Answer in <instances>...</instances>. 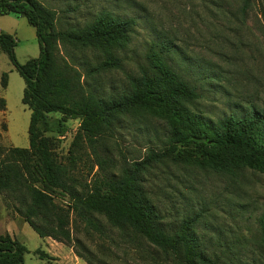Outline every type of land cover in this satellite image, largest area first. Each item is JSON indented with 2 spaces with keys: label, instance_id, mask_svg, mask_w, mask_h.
I'll return each instance as SVG.
<instances>
[{
  "label": "rangeland",
  "instance_id": "1",
  "mask_svg": "<svg viewBox=\"0 0 264 264\" xmlns=\"http://www.w3.org/2000/svg\"><path fill=\"white\" fill-rule=\"evenodd\" d=\"M38 1L55 12L56 30L82 28L103 12L134 19L129 42L110 49L117 60L115 66L101 65L106 53L100 47L74 48L82 46L58 42L59 54L78 69L83 86L102 99L119 97L129 89L132 77L150 74L146 55L151 45L159 47L160 42L170 41L174 49L167 57L168 63L200 95L194 108L213 119L234 112L246 114L251 106L264 112L261 0ZM0 29L16 40L14 55L19 63L39 56L35 29L25 17L0 16ZM69 55L82 57L88 67L75 65ZM2 72L7 74V85L3 89L0 86V97L5 101V110H0V148H25L29 145L30 110L21 102L24 81L0 50ZM78 125L77 119L66 121L67 131L57 136L55 153L66 164L75 158L72 174L81 184L118 174L122 166H130L145 159L150 151L161 152L168 146L165 121L141 109L117 116L111 136L93 145L83 140L72 146ZM140 184L166 231H174L183 219L191 218L198 248L210 259L218 264H264L258 226L264 212V174L251 169L234 174L215 172L184 160L182 155H169L151 162L140 173ZM66 200V196L54 197L58 204ZM94 216L99 230L87 227L70 214L69 228L79 243L72 240L49 247L45 237H39L22 220L12 199L0 193V234L8 233L26 246L22 264H88L75 251L88 255L93 264H177L172 255H165L132 229L112 227L102 215ZM37 248L50 258H38L34 254Z\"/></svg>",
  "mask_w": 264,
  "mask_h": 264
},
{
  "label": "trees",
  "instance_id": "2",
  "mask_svg": "<svg viewBox=\"0 0 264 264\" xmlns=\"http://www.w3.org/2000/svg\"><path fill=\"white\" fill-rule=\"evenodd\" d=\"M261 3L264 7V0ZM9 13L25 17L34 27L40 48L38 57L19 63L14 55L16 40L0 32V50L23 78L21 102L30 110L28 147L0 148V193L12 199L22 220L41 238L79 243L69 228L70 214L87 227L99 230L94 216L98 214L112 227L132 229L165 255H172L177 264H218L199 250L193 219H183L174 231L161 227L158 212L140 184V173L151 162L182 155L184 160L215 172L234 174L251 169L264 174V112L251 106L246 114L234 112L213 119L194 108L200 95L168 63L167 57L174 49L170 41L160 42L159 47L151 45L146 55L150 74L132 77L129 89L119 97L102 99L83 86L81 73L59 54L58 42L82 46L74 48L100 47L106 53L101 65L115 66L117 60L110 49L129 42L134 19L103 12L82 28L56 30L55 12L38 0H0V15ZM69 56L75 65L88 67L82 57ZM6 85L7 74L2 72L0 86L3 89ZM136 109L165 121L168 146L161 152L150 151L145 159L130 166H122L118 174L81 184L72 174L75 158L66 164L55 153L57 136L67 131L66 121H79L72 146L83 140L93 145L111 136L117 116ZM0 110H5L2 97ZM50 113L60 116L52 117ZM55 195L66 196L67 200L58 204ZM258 226L264 249V212ZM26 252L23 243L8 233L0 234V264H22ZM34 254L40 259L50 258L40 248ZM75 254L93 264L88 255L84 257L78 251Z\"/></svg>",
  "mask_w": 264,
  "mask_h": 264
},
{
  "label": "crops",
  "instance_id": "3",
  "mask_svg": "<svg viewBox=\"0 0 264 264\" xmlns=\"http://www.w3.org/2000/svg\"><path fill=\"white\" fill-rule=\"evenodd\" d=\"M6 16H14L15 18H19L20 16L16 15V14H13V13H9V14H5ZM0 16H4V15H0ZM0 32H4L3 30L0 29ZM5 33H9V32H5ZM10 34V33H9ZM45 242H49V247H53L55 246L56 244H58L57 246H62V243L61 242H57L55 240H53L52 238L50 237H45L44 238ZM53 241V243L51 242ZM55 246V247H57ZM51 254V253H50Z\"/></svg>",
  "mask_w": 264,
  "mask_h": 264
}]
</instances>
